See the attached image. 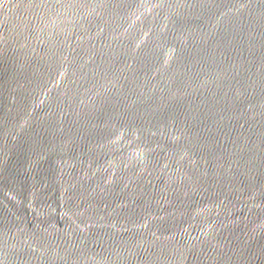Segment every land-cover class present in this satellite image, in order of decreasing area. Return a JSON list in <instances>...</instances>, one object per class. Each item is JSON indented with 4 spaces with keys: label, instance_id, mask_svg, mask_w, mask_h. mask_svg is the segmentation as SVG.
I'll use <instances>...</instances> for the list:
<instances>
[{
    "label": "water",
    "instance_id": "water-1",
    "mask_svg": "<svg viewBox=\"0 0 264 264\" xmlns=\"http://www.w3.org/2000/svg\"><path fill=\"white\" fill-rule=\"evenodd\" d=\"M0 264H264V0H0Z\"/></svg>",
    "mask_w": 264,
    "mask_h": 264
}]
</instances>
